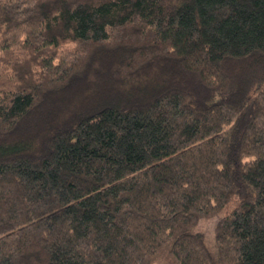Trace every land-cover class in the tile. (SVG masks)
Wrapping results in <instances>:
<instances>
[{"label": "trees", "instance_id": "obj_1", "mask_svg": "<svg viewBox=\"0 0 264 264\" xmlns=\"http://www.w3.org/2000/svg\"><path fill=\"white\" fill-rule=\"evenodd\" d=\"M165 253L264 264V0H0V264Z\"/></svg>", "mask_w": 264, "mask_h": 264}, {"label": "rangeland", "instance_id": "obj_2", "mask_svg": "<svg viewBox=\"0 0 264 264\" xmlns=\"http://www.w3.org/2000/svg\"><path fill=\"white\" fill-rule=\"evenodd\" d=\"M237 205V201L233 199L229 205L226 207L223 215L229 214ZM217 217H211L207 219H203L199 225L197 226V230L203 232L206 237L207 245L211 252H216L215 245V228L217 225ZM153 264H176L174 260L169 256V254L165 253L160 259H157Z\"/></svg>", "mask_w": 264, "mask_h": 264}]
</instances>
